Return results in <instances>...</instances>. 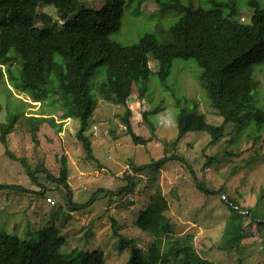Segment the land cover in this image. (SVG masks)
Wrapping results in <instances>:
<instances>
[{
    "label": "rangeland",
    "instance_id": "rangeland-1",
    "mask_svg": "<svg viewBox=\"0 0 264 264\" xmlns=\"http://www.w3.org/2000/svg\"><path fill=\"white\" fill-rule=\"evenodd\" d=\"M78 1L88 8L101 6L99 0ZM191 1H194V9H218L207 0ZM217 1L224 3L227 0ZM260 1L264 5V0ZM181 2L188 3L187 0ZM39 10L52 19L57 29L61 27L63 20L52 6L45 5ZM182 14L175 9L163 11L154 0H146L139 11L136 4L128 6L124 10L121 28L111 36V40L131 45L149 34L162 42L167 38L169 27ZM250 16L251 10L241 9L240 21L242 17L244 23H248ZM36 25L40 26L41 22L37 21ZM148 58L151 76L147 95L138 100L135 88L127 102L132 113V129L136 135L148 140L145 145L133 144L127 135L119 119L124 108L98 99L97 87L105 81V67H98L90 76L88 84L97 105L85 134L91 141L95 161L86 159L75 137L76 120L63 119L61 108L50 101L34 103L28 95L0 81V123L5 122L9 110L22 111L13 131L7 136V144L0 142V184L19 185L25 190H0V232L34 243L38 241L40 229L54 225L64 237L63 252L99 249L104 254L105 264H125L130 249L118 248L119 237L114 231L127 240L134 239L145 253L152 237L141 232L135 226V220L156 189H160L169 205L165 216L174 226L175 236L191 235L195 252L202 260L208 264H264V226L258 228L248 218L243 221L246 237L241 241L240 249L227 253L218 248L229 216L223 194L241 208L264 209V130L254 142L249 136L253 130L244 120L243 127L235 122L228 124L224 138L215 145H208L210 138L204 132L188 133L174 144L177 136L174 96L194 100L197 110L209 124L220 125L223 118L209 106L196 84L200 69L194 60H175L166 81L168 89H165L156 76L157 61L151 56ZM253 75L260 85L246 107H249L247 110H264V65L255 68ZM247 110H243L241 115ZM151 112H154L151 115L155 124L153 134L142 119L143 113ZM48 114L62 125V130L58 133L45 122L40 126L37 134L39 143L35 145L24 118ZM5 149L16 157L25 158L31 168L43 166L55 179L59 176L61 159L65 157L72 202L86 203L98 192L95 201L86 210L71 212L66 207L68 191L65 187L55 179H48L43 172L33 173L30 177L18 161L5 155ZM171 155H177L183 161H169L157 171L136 175L130 169V164L142 166ZM208 158L214 159L205 167ZM131 178L134 184L129 191L119 193L118 190L128 186ZM195 181L201 182L214 194L202 193ZM47 198L54 204L50 205ZM113 221L115 225L112 227ZM231 245L233 247L235 243Z\"/></svg>",
    "mask_w": 264,
    "mask_h": 264
},
{
    "label": "trees",
    "instance_id": "trees-1",
    "mask_svg": "<svg viewBox=\"0 0 264 264\" xmlns=\"http://www.w3.org/2000/svg\"><path fill=\"white\" fill-rule=\"evenodd\" d=\"M99 1L101 6L93 9L84 7L78 0H0V81L28 95L34 103L50 101L61 108L63 119L76 120L75 137L86 159L95 161L91 141L85 133L97 105L88 84L96 69L105 67V81L97 87L98 99L124 108L119 119L127 135L133 144L145 145L148 140L136 135L132 129V113L127 102L135 88L138 100L147 95L151 76L148 56L157 61L156 76L165 89H168L166 81L174 61L192 59L200 69L196 84L223 121L220 125L207 123L194 100L174 96L177 136L173 143L177 144L188 133L204 132L210 138L208 145L212 146L224 138L228 124L235 122L243 127L244 120L253 130L249 136L254 142L258 141L264 130V110H247L249 107L246 106L260 85L253 75L254 69L264 65V5L260 0H227L224 3L207 0L218 8L213 11L194 9L191 0H187V4L181 0H154L161 10H180L182 16L169 27L164 41L147 34L131 45L115 42L111 36L120 30L124 10L136 4L139 11L146 0ZM45 5L52 6L63 20L59 29L49 16L40 12V7ZM244 7L251 10L248 23L240 21ZM37 21L41 22L40 26L36 25ZM243 110L247 111L241 115ZM153 113L142 114L151 134L155 130L151 120ZM21 114L22 111L9 110L5 122L0 123L2 144H7V136ZM48 115L24 118L35 145L39 143L40 126L45 122L58 133L62 130V125L55 122L52 114ZM5 155L18 161L30 177L33 173L43 172L48 179H55L43 166L31 168L25 158L16 157L9 149H5ZM213 159L208 158L205 167ZM169 161L183 160L171 155L142 166L130 164V169L134 175L157 171ZM55 180L68 191L66 207L71 212L86 210L98 194L96 192L83 204L72 202L65 157L61 159L59 176ZM133 184L131 178L128 186L118 192L129 191ZM196 184L202 193L214 194L201 182ZM4 189L25 191L19 185L0 184V190ZM223 199L227 200L229 216L218 248L231 253L240 249V243L246 237L245 218L258 228L264 226V209L241 208L224 194ZM168 210L167 200L160 189H156L146 207L138 213L135 226L152 237L145 253L134 239L127 240L114 231L119 237L118 248L130 249L125 264H208L196 254L191 235L175 236L174 226L165 216ZM231 243H235V248ZM63 245L64 237L54 225L40 229L38 241L34 243L0 232V264H105L104 254L99 249L90 252L72 249L65 253Z\"/></svg>",
    "mask_w": 264,
    "mask_h": 264
},
{
    "label": "built area",
    "instance_id": "built-area-1",
    "mask_svg": "<svg viewBox=\"0 0 264 264\" xmlns=\"http://www.w3.org/2000/svg\"><path fill=\"white\" fill-rule=\"evenodd\" d=\"M241 21L244 22V18L241 17ZM47 202H48L50 205H53V204H54L53 200H51L50 198H47Z\"/></svg>",
    "mask_w": 264,
    "mask_h": 264
}]
</instances>
